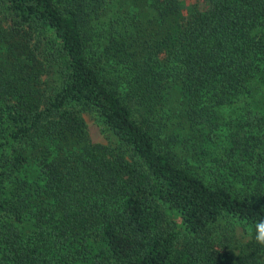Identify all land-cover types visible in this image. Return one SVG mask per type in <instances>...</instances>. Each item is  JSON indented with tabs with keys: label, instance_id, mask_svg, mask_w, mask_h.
<instances>
[{
	"label": "trees",
	"instance_id": "obj_1",
	"mask_svg": "<svg viewBox=\"0 0 264 264\" xmlns=\"http://www.w3.org/2000/svg\"><path fill=\"white\" fill-rule=\"evenodd\" d=\"M261 220L264 0H0V264H264Z\"/></svg>",
	"mask_w": 264,
	"mask_h": 264
},
{
	"label": "rangeland",
	"instance_id": "obj_2",
	"mask_svg": "<svg viewBox=\"0 0 264 264\" xmlns=\"http://www.w3.org/2000/svg\"><path fill=\"white\" fill-rule=\"evenodd\" d=\"M88 133L93 143H104L105 135L100 125L95 121L94 118L85 117Z\"/></svg>",
	"mask_w": 264,
	"mask_h": 264
},
{
	"label": "clouds",
	"instance_id": "obj_3",
	"mask_svg": "<svg viewBox=\"0 0 264 264\" xmlns=\"http://www.w3.org/2000/svg\"><path fill=\"white\" fill-rule=\"evenodd\" d=\"M254 239L258 245L264 246V220L256 224Z\"/></svg>",
	"mask_w": 264,
	"mask_h": 264
}]
</instances>
